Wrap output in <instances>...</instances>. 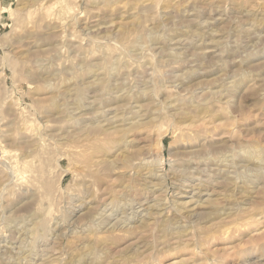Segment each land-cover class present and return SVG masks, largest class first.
I'll use <instances>...</instances> for the list:
<instances>
[{
	"label": "rangeland",
	"instance_id": "374dc122",
	"mask_svg": "<svg viewBox=\"0 0 264 264\" xmlns=\"http://www.w3.org/2000/svg\"><path fill=\"white\" fill-rule=\"evenodd\" d=\"M0 69V264H264V0H0Z\"/></svg>",
	"mask_w": 264,
	"mask_h": 264
},
{
	"label": "bare ground",
	"instance_id": "6f19581e",
	"mask_svg": "<svg viewBox=\"0 0 264 264\" xmlns=\"http://www.w3.org/2000/svg\"><path fill=\"white\" fill-rule=\"evenodd\" d=\"M3 67V66H2ZM6 67V66H5ZM5 69V68H4ZM1 70V69H0ZM4 72V71H3ZM2 73V72H1ZM202 106H205V105H202ZM124 118H122L121 120L120 119H118L119 121H122ZM113 120V119H112ZM117 119H115V121H118ZM118 121V122H119ZM124 121V120H123ZM125 122H126V120H125ZM100 123H101V121H100ZM102 123H105V124H103L102 126L105 128V132H108L111 128H114L113 126L112 127H110V128H107V127H109L110 125H111V120L110 119H105V120H103L102 121ZM114 123V122H113ZM112 123V124H113ZM119 125V124H118ZM118 125H116V126H118ZM126 130L127 129H125V130H122V138H121V141L125 144V147L123 146L122 148L124 149L122 152H121V156L124 158V156H123V154L124 153H128V150L126 149L127 148V144L128 143H130V142H128V134H126L125 132H126ZM128 132H131L130 130H127ZM127 136V137H126ZM123 139V140H122ZM120 142H119V140L118 141H116V142H114L113 144H112V150H114V149H116V151H118L119 152V150L120 149H122V148H117V147H120V144H119ZM124 152V153H123ZM250 157V156H249ZM254 157V156H253ZM246 158H247V155H246ZM246 158H244V159H246ZM251 159V158H250ZM250 159H246V160H243V162H238V160L235 162L234 161V163L233 164H230V165H228V164H226L225 166H223V168H220V170H219V172L218 173H216V174H218V176H220L219 177V179H224V180H226V181H228V183L229 184H233V186L235 187V185H234V180H232L233 178V176H230V171H231V169H239V168H241V167H244V164L243 163H251L252 162V160H250ZM253 159V158H252ZM235 160V159H234ZM203 161V160H202ZM201 161V162H202ZM245 161V162H244ZM253 161H254V159H253ZM206 162V161H205ZM24 164H27V163H24ZM196 164V166L195 167H197V166H199V165H201V163L200 162H195V163H193V161L191 162H189V160L188 161H184V162H182V166L184 167V166H188V167H190V165H195ZM202 164H204V163H202ZM254 164V163H253ZM203 166V165H202ZM201 166V167H202ZM248 166V165H247ZM246 166V167H247ZM150 167V166H149ZM146 168V173L145 174H143L142 176L141 175H139V176H141L142 177V179L143 180H145V182H146V184L148 185L147 186V188H150V187H153V186H155L156 187V185L157 186H160L161 185V182H162V184H163V179H164V177H162L161 178V176L160 175H158V172H156L155 171V169H152V168ZM154 167V166H153ZM190 168H192V167H190ZM196 169V168H195ZM197 169H198V167H197ZM179 172V171H178ZM198 172V171H197ZM217 172V171H216ZM235 172V171H234ZM186 173V172H185ZM185 173L183 174H175V176H173L172 177V179L174 180V181H176V182H179L180 184L182 183V182H184L185 181V179L186 178H190V176L189 177H186V176H184L185 175ZM188 173V172H187ZM190 173V172H189ZM215 174V175H216ZM187 175V174H186ZM195 175V174H194ZM232 175V174H231ZM217 176V175H216ZM217 176V177H218ZM191 177L193 178L194 176H192L191 175ZM191 179V178H190ZM195 179V178H194ZM192 180V179H191ZM230 180H232V182L230 181ZM213 181V180H212ZM157 182V183H156ZM165 182V181H164ZM192 182V181H191ZM204 182H205V180H204ZM211 182V181H210ZM166 183V182H165ZM164 183V184H165ZM188 183V182H187ZM213 183V182H212ZM219 183V182H218ZM150 184V185H149ZM178 184V183H177ZM176 184V185H177ZM185 185V184H184ZM183 185V186H184ZM188 185V184H187ZM187 185H185V186H187ZM162 186V185H161ZM179 186V185H178ZM182 186V187H183ZM214 186H216V184H212L211 186L208 184L207 185V182H206V184L205 183H202V184H199V185H197L196 187H195V190H197V195H200L201 193H203L204 194V192L206 193H209L212 189V187H214ZM163 187V186H162ZM188 187V186H187ZM193 187H194V185H193ZM161 188V187H160ZM178 188V187H177ZM251 186L250 185H248V184H246L245 186H240V187H237V188H235V189H233V190H231V194L233 195L234 193H235V191L236 190H238V189H241L240 190V192L238 191V192H236V194H238V195H240V194H245V193H250L251 192ZM249 189V190H248ZM253 189H254V186H253ZM253 189H252V191H253ZM159 190V189H158ZM181 192H179V193H183V191H182V189L180 188L179 189ZM194 190V191H195ZM212 194L214 193L215 194V192L213 191V192H211ZM218 194V193H217ZM210 195V194H209ZM214 196V195H213ZM231 195H229V197H230ZM193 197V196H192ZM209 197V196H208ZM211 197V196H210ZM179 198H180V196H179ZM183 198V196L180 198V199H182ZM194 199V198H193ZM198 199V198H197ZM176 201V200H175ZM205 201V200H204ZM211 201V200H210ZM149 202V201H148ZM154 202V201H153ZM212 202H213V200H212ZM174 203H176V202H174ZM178 203V202H177ZM203 203V202H202ZM205 203V202H204ZM173 204V203H172ZM179 204V203H178ZM184 204V203H183ZM182 204V205H183ZM174 205V208H175V204H173ZM180 205V207H182L181 206V203L179 204ZM202 205V204H201ZM156 206V205H155ZM149 207V206H148ZM168 207V206H167ZM172 207V206H171ZM183 207H185V206H183ZM188 207V206H187ZM150 210L148 211V213H147V215L146 216H151V215H153V213H154V211L156 210L157 211V208H155V207H151V208H149ZM168 209H170V208H168ZM173 209V208H172ZM161 210V209H160ZM159 210V211H160ZM174 210V209H173ZM177 210H180V211H178V213L179 212H182L181 211V209H178V206H177ZM189 211H190V209H188ZM192 210V209H191ZM137 211V210H136ZM169 211H171V209L169 210ZM175 211H176V208H175ZM184 211H186V210H184ZM183 211V212H184ZM193 211V210H192ZM177 212V211H176ZM195 212V211H194ZM142 213V212H141ZM157 213V212H156ZM168 213V212H167ZM187 213H188V211H187ZM198 213V212H197ZM196 213V214H197ZM144 214V213H143ZM155 214V213H154ZM177 215V214H176ZM186 215V214H185ZM190 215V214H189ZM193 215V214H192ZM191 215V216H192ZM136 216V215H135ZM150 216H149V218H150ZM154 216H156V215H154ZM159 216V215H158ZM161 216V215H160ZM190 217V216H189ZM138 218H139V216H138ZM143 219V218H142ZM187 219H188V217H187ZM139 220V219H138ZM144 222H145V220H143ZM109 223V222H108ZM134 223V222H133ZM139 225H138V228L141 226H143L144 225V223L142 224V223H140V220H139ZM138 223H136V225L138 224ZM146 225V224H145ZM133 226V225H132ZM43 226H41L39 229H41ZM126 227V226H125ZM124 227V228H125ZM101 228H103V227H101ZM105 228V227H104ZM116 228V227H115ZM45 229V228H44ZM109 229H110V227H109ZM120 229V228H119ZM132 229V227L131 228H129L128 230H131ZM41 230H43V229H41ZM118 230V229H117ZM123 230V229H122ZM106 231V230H105ZM104 231V232H105ZM132 231V230H131ZM43 232V231H42ZM129 232V231H128ZM44 233H46V232H44ZM42 234V233H41ZM47 234V233H46ZM48 236V235H47ZM55 237V236H54ZM47 238V237H46ZM49 238V237H48ZM57 238V237H56ZM49 241V240H48ZM55 243H57V240L56 241H54ZM89 242V241H88ZM83 244V243H82ZM81 244V245H82ZM56 245V244H55ZM85 245V244H84ZM57 246V245H56ZM47 247V246H46ZM55 247V246H54ZM54 247H53V245L51 246V248H53L54 249ZM86 248V247H85ZM56 249V248H55ZM46 250H50V249H46ZM81 250H82V248H81ZM50 252H52L53 253V251H50ZM29 255H32V254H29ZM27 256V254H26V256L24 257V258H22V261H23V259H26L27 260V263L29 264V262L30 263H32V259H31V257L30 256ZM45 255L47 256V254L45 253ZM48 255H51V254H48ZM36 256V255H35ZM44 256V255H43ZM42 256V257H43ZM32 257H34V256H32ZM39 256H37L36 257V259L38 258ZM49 257V256H48ZM49 259V258H48ZM43 260V259H42ZM47 261V260H46ZM71 261V260H70ZM18 262V261H17ZM98 262V261H97ZM20 264V263H19ZM22 264V263H21ZM24 264V263H23ZM33 264V263H32ZM69 264H95V261L93 262L92 260H87L86 258H84V257H80V258H76V259H74L73 261H71V262H69Z\"/></svg>",
	"mask_w": 264,
	"mask_h": 264
}]
</instances>
